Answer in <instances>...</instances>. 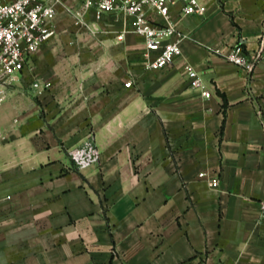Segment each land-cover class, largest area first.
Instances as JSON below:
<instances>
[{
	"label": "crops",
	"instance_id": "1",
	"mask_svg": "<svg viewBox=\"0 0 264 264\" xmlns=\"http://www.w3.org/2000/svg\"><path fill=\"white\" fill-rule=\"evenodd\" d=\"M200 1L172 7L183 53L159 70L123 17L91 11L92 35L59 8L0 105V264H264V0ZM237 44L253 72L224 58ZM91 133L100 161L78 168Z\"/></svg>",
	"mask_w": 264,
	"mask_h": 264
},
{
	"label": "built area",
	"instance_id": "2",
	"mask_svg": "<svg viewBox=\"0 0 264 264\" xmlns=\"http://www.w3.org/2000/svg\"><path fill=\"white\" fill-rule=\"evenodd\" d=\"M75 1L80 3V8L74 4ZM177 3L184 5L183 12L187 15H204L207 12V7L200 0H0V105L7 101L9 88L17 82L31 59L57 35L55 21L59 8L63 7L72 16L78 29L92 35L98 31L86 19L91 11H95L97 20L105 14L123 17L127 29L118 35V40H124L128 32L140 36L146 46L147 69L159 70L174 65L183 53L181 43L186 36L179 32L171 13ZM148 9L160 15L163 22L154 21ZM262 55L258 53L249 58L242 44L223 54L227 61L249 72L255 70ZM185 69L190 86L203 90V95L210 98L211 92L205 89L199 71L189 64ZM132 85V81L125 83L127 88ZM50 86V83H34L41 93ZM69 156L78 168L98 163L100 153L94 135L91 133L84 144L70 149ZM200 176L205 177L206 174L201 173ZM219 184L218 178L210 180L213 188ZM260 206L264 213V200Z\"/></svg>",
	"mask_w": 264,
	"mask_h": 264
}]
</instances>
